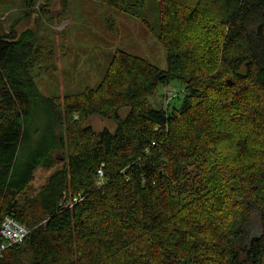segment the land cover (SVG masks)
I'll use <instances>...</instances> for the list:
<instances>
[{"label": "trees", "instance_id": "16d2710c", "mask_svg": "<svg viewBox=\"0 0 264 264\" xmlns=\"http://www.w3.org/2000/svg\"><path fill=\"white\" fill-rule=\"evenodd\" d=\"M98 1L139 15L148 0ZM9 2L21 17L37 4ZM158 12L167 70L118 49L99 86L64 96L34 80L37 31L0 28V222L31 229L0 264H264V0H160ZM175 79L182 105L149 108ZM37 100L50 128L23 161ZM94 114L115 129L86 126ZM39 168L54 170L28 193ZM255 212L262 233L241 248Z\"/></svg>", "mask_w": 264, "mask_h": 264}, {"label": "rangeland", "instance_id": "374dc122", "mask_svg": "<svg viewBox=\"0 0 264 264\" xmlns=\"http://www.w3.org/2000/svg\"><path fill=\"white\" fill-rule=\"evenodd\" d=\"M159 2L148 0L139 15H134L98 0H69L66 3L63 0H37L31 14H23L22 17L19 15L22 13L21 2H9L0 4V28L10 31L15 20L21 19L16 26L20 33L26 29L37 31L36 43L46 45L47 50L40 66L33 67L31 71L34 80L45 97L64 96L99 86L118 49L141 56L167 70V50L156 36L160 31ZM186 92V84L182 80L160 84L149 98L148 107H180ZM129 111L130 107H123L120 113L125 116ZM85 125L97 131L105 127L114 130L116 127L114 121L99 114L90 116ZM49 128L48 114L37 100L30 126L32 143L28 151L22 153L23 161L29 158ZM55 155L64 159L61 151ZM53 170L39 168L27 192L37 190ZM262 230L260 216L255 212L245 225L239 246H247Z\"/></svg>", "mask_w": 264, "mask_h": 264}, {"label": "built area", "instance_id": "2783aa9c", "mask_svg": "<svg viewBox=\"0 0 264 264\" xmlns=\"http://www.w3.org/2000/svg\"><path fill=\"white\" fill-rule=\"evenodd\" d=\"M104 166L105 164H102L98 169L99 183L104 181ZM82 197V195L73 197L71 206L82 200ZM0 223V257H2L6 249L23 243L30 234L31 229L13 215L5 216Z\"/></svg>", "mask_w": 264, "mask_h": 264}]
</instances>
